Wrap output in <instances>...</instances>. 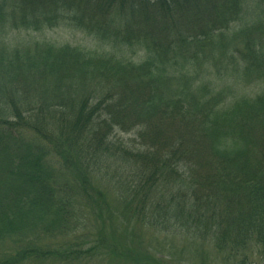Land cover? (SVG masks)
Segmentation results:
<instances>
[{
  "label": "trees",
  "instance_id": "1",
  "mask_svg": "<svg viewBox=\"0 0 264 264\" xmlns=\"http://www.w3.org/2000/svg\"><path fill=\"white\" fill-rule=\"evenodd\" d=\"M248 1L0 0V242L65 236L83 210L96 227L84 252L33 244L0 264H175L130 255L116 203L230 263L264 254V91L229 99L236 77H264V0ZM60 23L109 49L9 38Z\"/></svg>",
  "mask_w": 264,
  "mask_h": 264
},
{
  "label": "rangeland",
  "instance_id": "2",
  "mask_svg": "<svg viewBox=\"0 0 264 264\" xmlns=\"http://www.w3.org/2000/svg\"><path fill=\"white\" fill-rule=\"evenodd\" d=\"M256 0L248 1V12L256 13L254 7L256 6ZM251 17H256V14L251 15ZM250 17V20H251ZM9 38H14L12 43L21 42L23 39L26 40H37V41H46L55 45H64L68 44L74 47H79L86 50H95L100 51V49L108 50V46L102 44L100 41L96 40L93 36L87 34L86 32L79 30L77 28L65 25V23H60L57 28L52 30H45L41 33H31L28 32H12ZM230 38V37H229ZM5 41V37L0 35V42ZM11 43V41H9ZM11 43V44H12ZM127 57L130 58L133 56V60L137 61V58H140L143 54L140 48H133L131 51L126 50ZM228 62V61H226ZM199 70V69H197ZM203 70H199L197 73L198 76L203 75ZM212 78V82L217 83L221 89L226 87L224 79L220 78V73L215 74ZM205 76V75H204ZM202 76V77H204ZM212 82H208L212 85ZM231 96L229 99L234 100L240 98L242 95L255 96L262 91H264V77L260 76V80L252 81V78L245 77L241 75L236 77L234 85L230 86ZM106 187L110 190L111 186L114 185V182H104ZM113 192V191H112ZM108 199L111 201L113 195L109 194ZM118 212L114 218L113 231L115 235L119 236L122 240H125L128 243L130 255L135 258L138 257L143 252H148L149 261L152 260L153 256L157 260H161L163 257L168 260L173 259L175 264H235L226 261L222 255H218L214 249L209 247L202 242H193L187 240L186 238H178L173 235L159 233L152 228H147L141 226L135 218L131 216L128 211V214L125 213L121 205H117ZM89 211L83 210L82 212H77V224L75 228L65 236L62 235H53V236H44L36 233H32V238L25 237L21 239L19 237L7 238L0 242V254H3L4 257L12 256V250L16 247L18 249L24 248L28 245L39 244L40 247L49 245L53 242H62L70 244L69 248L75 250L80 248L82 252L88 246L89 242L93 241V235L96 232V227L94 221L90 219L88 215ZM127 228L131 232H125L123 228ZM122 237H121V236ZM79 239L78 241H75ZM74 242V243H73ZM79 243V244H78ZM72 245V246H71ZM127 247V248H128ZM256 253V252H255ZM251 264H264V254L258 256L253 254ZM86 257L75 258L74 260L68 261L66 263H60L54 260H43L35 262L33 259H27L25 261L20 260L14 264H130L124 260H118L113 258L110 255L107 256H95V258L85 259ZM142 259V258H140ZM172 263V262H171ZM133 264V263H132Z\"/></svg>",
  "mask_w": 264,
  "mask_h": 264
}]
</instances>
